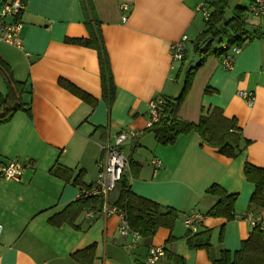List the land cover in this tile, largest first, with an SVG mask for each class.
I'll return each instance as SVG.
<instances>
[{
	"label": "crops",
	"instance_id": "obj_1",
	"mask_svg": "<svg viewBox=\"0 0 264 264\" xmlns=\"http://www.w3.org/2000/svg\"><path fill=\"white\" fill-rule=\"evenodd\" d=\"M200 1L23 0L21 48L0 42V58L30 90L22 96L30 112L17 110L0 123V165L17 160L24 166L20 181L0 180V264H145L151 246L165 248L156 264H212L205 249L187 244L185 215H202L214 254L240 247L252 228L246 213L264 219V208L249 204L254 185L242 174L245 162L264 168V35L243 43L229 69L207 54L176 109L189 122L198 121L203 106L221 109L247 140L237 155L220 154L196 132L161 144L146 130L149 100L176 96L192 56L199 57L194 44L206 20L196 10ZM244 1L235 4L247 6L248 27L263 31L264 15L249 11L250 0ZM88 21L97 22L109 63L110 102L103 96L97 49L69 40L86 38ZM182 35L183 58L173 60L171 44ZM6 90L0 72V93ZM240 90L253 93L251 104ZM121 130L140 132L121 146L130 191L177 211L171 228L160 226L135 242L119 231L117 214L79 211L77 204L79 189L95 179L101 145ZM154 157L160 160L156 168ZM56 166L70 170L69 180L52 172ZM213 183L236 194L233 219L205 215L215 201L205 193ZM118 191L117 183L110 204ZM66 206L64 221H48ZM89 245L91 256L77 253Z\"/></svg>",
	"mask_w": 264,
	"mask_h": 264
},
{
	"label": "trees",
	"instance_id": "obj_2",
	"mask_svg": "<svg viewBox=\"0 0 264 264\" xmlns=\"http://www.w3.org/2000/svg\"><path fill=\"white\" fill-rule=\"evenodd\" d=\"M209 8V16L205 20V29L201 32L194 44V51L199 55V62L189 71L185 72L184 80L179 93L174 97L160 96L163 99L160 107L161 116L159 120L152 123L146 130L153 133L155 140L161 144L173 143L179 134L196 132L202 142L215 147L220 154L228 157L237 155L247 144L239 132L234 119L223 116L221 109L217 107H202L197 122L187 121L176 115V109L180 105L183 96L190 86L194 69L201 66L207 54L221 57L233 45L241 46L253 37L264 35V30L250 29L245 20L247 6L235 4L232 13L226 15L229 0H205ZM251 1V0H250ZM4 0H0V4ZM88 36L86 38H71V42L95 47L98 51L101 87L103 96L108 102L112 101L114 86L107 56L99 34L97 22H86ZM210 39V41H209ZM207 41V42H206ZM204 42L206 44L204 45ZM225 45V46H223ZM0 72L7 84V92L0 93V123L8 121L17 110L30 112L29 101L23 99L24 94H29L25 81L15 80L11 69L5 61L0 58ZM88 99L87 96H83ZM52 172L69 180L71 172L68 169L53 167ZM246 180L254 185L249 204L264 208V168L245 162L243 173ZM78 176L73 180L76 181ZM119 191L114 206L123 212L127 221L129 231L137 232L141 238L151 237L160 226L171 228L176 219L177 211L170 206L161 205L132 191L127 178L122 175L118 182ZM205 193L215 198L214 203L208 208L205 215L211 217H222L226 221L234 218L235 193H227L221 186L213 183L207 187ZM79 211L84 207H91L101 211V199L99 196L78 197ZM66 206L59 213L49 217L52 224H60L66 219L68 213ZM77 212V211H76ZM71 221V220H70ZM72 222V221H71ZM248 236L243 239L241 245L235 252L227 249H219L217 254L213 252L208 229H202L201 224L195 232L187 229V244L192 248H203L207 251L212 264H264V237L259 223L251 225ZM93 245L86 246L78 251L79 255H92ZM85 264H90L85 262Z\"/></svg>",
	"mask_w": 264,
	"mask_h": 264
},
{
	"label": "built area",
	"instance_id": "obj_3",
	"mask_svg": "<svg viewBox=\"0 0 264 264\" xmlns=\"http://www.w3.org/2000/svg\"><path fill=\"white\" fill-rule=\"evenodd\" d=\"M123 10H127L128 6L123 4L120 6ZM24 9L23 0H4L0 4V42L21 48V37H19V30L22 27L20 20L21 10ZM196 10L202 13V17L205 19L209 16V8L206 1H200ZM249 11L264 15V0H251L249 2ZM125 15L121 16V20H124ZM187 40L186 35H182L181 38L171 44V55L173 60H181L185 52L184 43ZM225 46V45H223ZM239 46H231L229 50L221 57L220 61L224 69H229L232 65L234 56L240 52ZM239 95L246 99L251 104L254 100L253 93L250 91L240 90ZM163 99L160 96L153 97L147 104V123L146 128L152 126L159 120L161 116L160 107ZM140 134L135 130H121L119 131L112 141H106L101 145V153H103V159L98 160V169L95 175L94 181L84 188H80L78 197L99 196L101 198V211L104 215L108 213L117 214L120 218L119 231L124 235H130L132 242H135L140 235L135 231H129L127 221L122 211L116 206L112 205L108 201V194L112 191L117 183L120 181L126 164V157L121 151V146L127 140L135 138ZM160 160L154 157L151 164L156 168L159 166ZM23 164L17 160H10L7 163L0 165V180H10L18 182L21 179L23 172ZM93 209H89L87 216L93 214ZM246 220L251 225L259 223L261 227L264 226V219L253 215L252 213H246ZM202 215L198 212H193L185 215L183 223L186 229L195 232L201 224ZM165 248L163 246H151L148 249V253L145 260V264H156L159 258L164 256Z\"/></svg>",
	"mask_w": 264,
	"mask_h": 264
},
{
	"label": "rangeland",
	"instance_id": "obj_4",
	"mask_svg": "<svg viewBox=\"0 0 264 264\" xmlns=\"http://www.w3.org/2000/svg\"><path fill=\"white\" fill-rule=\"evenodd\" d=\"M245 2L248 3L250 1L247 2V0H245L244 3ZM234 4H235V0H229L228 6L226 8V15L225 16H228L232 13V8H233ZM189 47H190V45L188 44L187 50H189ZM180 81H183V77L180 78Z\"/></svg>",
	"mask_w": 264,
	"mask_h": 264
},
{
	"label": "water",
	"instance_id": "obj_5",
	"mask_svg": "<svg viewBox=\"0 0 264 264\" xmlns=\"http://www.w3.org/2000/svg\"><path fill=\"white\" fill-rule=\"evenodd\" d=\"M209 41H210V39H209ZM206 42H204V45L206 44ZM198 62H199V57L196 55L192 56L191 61L189 62L188 66L186 68V71H189V69L193 68Z\"/></svg>",
	"mask_w": 264,
	"mask_h": 264
}]
</instances>
